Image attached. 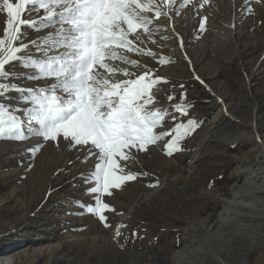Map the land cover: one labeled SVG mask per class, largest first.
I'll list each match as a JSON object with an SVG mask.
<instances>
[{
    "label": "rangeland",
    "instance_id": "obj_1",
    "mask_svg": "<svg viewBox=\"0 0 264 264\" xmlns=\"http://www.w3.org/2000/svg\"><path fill=\"white\" fill-rule=\"evenodd\" d=\"M181 3L175 0L177 10ZM248 6L247 0H211L202 10L209 15L203 33L197 31L200 18L191 6L171 25L161 17L154 21V28L160 25L156 43L140 45L156 58L120 50L138 60L141 69L112 62L138 74L154 69L167 81L153 89L158 106L190 105L189 115L177 123L195 119L199 124L181 140L183 151L171 157L161 140L149 152L133 151L132 159L121 161L138 178L104 197L115 209L106 213L111 227L82 207L95 206L84 180L100 162L88 147L62 138L59 143L0 138V264L12 257L15 264L264 262V8L256 5V14L249 15ZM42 16L41 11L26 18L39 21ZM5 25L0 11V38ZM25 31L39 39L49 30ZM159 59L171 62L160 65ZM15 71L34 72L20 66ZM21 82L25 87L52 83ZM169 95L175 99L169 101ZM172 123L166 121L157 131H168ZM244 132L242 143L230 141ZM33 148H38L35 154ZM259 189L263 192L256 195ZM120 225L127 227L116 238Z\"/></svg>",
    "mask_w": 264,
    "mask_h": 264
},
{
    "label": "snow or ice",
    "instance_id": "obj_2",
    "mask_svg": "<svg viewBox=\"0 0 264 264\" xmlns=\"http://www.w3.org/2000/svg\"><path fill=\"white\" fill-rule=\"evenodd\" d=\"M247 2L249 15L256 14V5L264 8V0ZM210 4L211 0H183L177 10L175 0H2L0 11L6 15V25L4 38H0V138L26 141L38 137L54 143L62 138L71 145L88 147L89 155L100 162L84 180L91 185L86 193L94 198L95 206L82 207L103 226L111 227L106 213L115 209L104 197L138 178L126 172L121 161L132 159L133 151L149 152V146L161 140L171 157L183 151L181 140L199 124L195 119L177 123L189 115L190 105L175 103L171 110L158 106L153 89L167 81L157 77L154 69L145 68L138 74L112 62L141 69L138 60L129 59L120 50L156 58L154 52L140 46L146 41L156 43L153 36L160 25L154 28V21L166 17L171 25L174 16L189 6L200 18L198 33L205 32L209 15L202 10ZM41 11L39 21L26 18ZM26 28L49 31L31 39ZM180 43L183 47L182 39ZM170 62L158 60L160 65ZM18 66L34 72L18 74ZM194 78L208 88L198 75ZM21 81L52 83L25 87ZM219 102L224 103L222 99ZM169 120L172 127L158 132ZM31 151L35 154L38 148ZM121 227L127 226H117L116 238L122 235Z\"/></svg>",
    "mask_w": 264,
    "mask_h": 264
},
{
    "label": "bare ground",
    "instance_id": "obj_3",
    "mask_svg": "<svg viewBox=\"0 0 264 264\" xmlns=\"http://www.w3.org/2000/svg\"><path fill=\"white\" fill-rule=\"evenodd\" d=\"M253 110V109H252ZM253 112H254V110H253ZM246 132H244V133H242V134H239V135H235V136H232V137H230V141L233 143V144H240V143H242L243 141H244V138H245V136H246ZM205 137V136H204ZM263 189V188H262ZM258 190L255 194L256 195H260L262 192H263V190ZM251 208V207H250ZM255 220V219H254ZM262 220V219H261ZM257 228V227H256ZM13 258V257H12ZM10 259L9 260V264H15L16 263V261H15V259L13 258V259ZM34 263V262H33ZM256 263H258V264H264V262L263 263H261V262H259V261H257Z\"/></svg>",
    "mask_w": 264,
    "mask_h": 264
}]
</instances>
